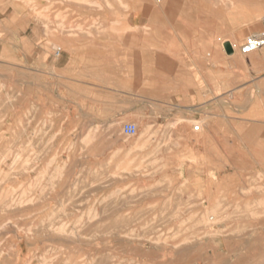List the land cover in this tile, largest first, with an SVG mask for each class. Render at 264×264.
I'll list each match as a JSON object with an SVG mask.
<instances>
[{
	"label": "rangeland",
	"instance_id": "rangeland-1",
	"mask_svg": "<svg viewBox=\"0 0 264 264\" xmlns=\"http://www.w3.org/2000/svg\"><path fill=\"white\" fill-rule=\"evenodd\" d=\"M221 1L0 0V264H264V120L237 110L243 39L191 38L182 29L154 35L161 45L170 40L181 78L195 80L196 113L179 116L182 103L168 93L158 119L155 103L150 112L138 107L130 49L138 48L141 16L171 27V17L195 9L218 23ZM102 47H129L121 71L130 78L113 77L108 100L113 114L118 83L131 81L130 118L92 117L93 87L82 83L119 71L101 65ZM76 48L94 49L87 57L96 61ZM205 97L227 103L226 119L213 108L209 134ZM126 122L135 135L121 133Z\"/></svg>",
	"mask_w": 264,
	"mask_h": 264
},
{
	"label": "crops",
	"instance_id": "crops-1",
	"mask_svg": "<svg viewBox=\"0 0 264 264\" xmlns=\"http://www.w3.org/2000/svg\"><path fill=\"white\" fill-rule=\"evenodd\" d=\"M204 4H189V6H210L209 3L204 0ZM230 5L232 8L228 11L227 7ZM219 9V20L218 23L213 19L212 16L208 15H197L196 11L193 10L191 14L187 16H177L171 17L174 25L167 26L165 23L170 22L169 20H163L159 16L145 15L141 16L139 23V42L138 48H131L135 55H137V86L140 88V97L142 100L139 102L138 107L142 111L150 112V103H155L156 117H158L165 112L164 100L167 97L166 93L177 98L175 94L178 95L177 101L182 103L181 107L178 108L179 116H190L192 111L193 115L196 113V101H192V97H197L198 95L192 89L195 85V80L191 82L188 78H181L180 71L177 66H174V60L170 57L174 55L173 47L169 46L170 40L167 42L164 40L163 45L160 44L158 38H153L154 35L158 36L163 34L165 37L169 30L172 33H179V31L185 30L191 38H205L212 39L216 37H230L235 40H242L247 35L251 34V31L258 28H262V23L258 17L262 14L264 15V0H229L221 1ZM243 7L246 9L244 10ZM210 14V12L208 13ZM4 17L0 15V23L2 24ZM155 23V24H154ZM163 23V25H162ZM144 24V25H142ZM218 25V26H217ZM261 30V29H260ZM259 30V31H260ZM2 26H0V85L2 87L3 70H4V47ZM163 37V39H165ZM129 47L123 50L116 47H102L100 48V54L103 58L99 59L101 65L108 67L111 66L119 67V71L107 70L103 71L98 82L88 83L84 82L83 85H88L93 87V99H92V117L93 118H117L126 119L130 118L133 111V93L131 81L118 83V86H123V90L120 91V95L117 100L118 108L112 114V109L109 108V97L113 90L111 87L116 86L115 80L122 79L127 80L130 77L121 71V66L123 62V56L128 54ZM75 55L82 54L83 61H96L95 58L87 57L89 55H94V49L88 48H76ZM244 55V54H243ZM59 56V55H57ZM246 66L237 68V76L241 77V83L239 82L236 86L242 90V100L244 105L237 107V110L242 114V118L254 119L260 123V120H264V47L261 49L247 54L245 56ZM64 59L66 65L69 64L70 60L65 54ZM64 68V64L61 63V69ZM211 66L208 65L205 71H207L206 76H211ZM223 68H220L222 71ZM115 72V74H114ZM114 77V78H113ZM222 81V80H221ZM204 85L209 88V93H211V79H204ZM0 87V88H1ZM176 87L180 88L177 91L167 92L165 88ZM129 88V89H127ZM97 89V90H96ZM177 92V93H176ZM96 93L98 95V100H96ZM172 93V94H171ZM2 95V91L0 92ZM172 97V98H173ZM217 103V106H215ZM198 104H201L199 102ZM217 107L215 111V117L219 119L227 118V103L222 97L214 102L212 98L203 101V111L204 117H207L208 121L204 122L203 128L204 133H210L211 122L213 116V108ZM201 108V107H199ZM104 114V115H103ZM200 116V115H199ZM264 122V121H262Z\"/></svg>",
	"mask_w": 264,
	"mask_h": 264
},
{
	"label": "built area",
	"instance_id": "built-area-1",
	"mask_svg": "<svg viewBox=\"0 0 264 264\" xmlns=\"http://www.w3.org/2000/svg\"><path fill=\"white\" fill-rule=\"evenodd\" d=\"M264 47V19H262V28L256 33L247 35L241 44L239 45V51L241 54L247 55L255 52ZM60 50L55 52V55H59ZM137 132V126L134 123L126 122L121 126V133L125 136H133Z\"/></svg>",
	"mask_w": 264,
	"mask_h": 264
},
{
	"label": "bare ground",
	"instance_id": "bare-ground-1",
	"mask_svg": "<svg viewBox=\"0 0 264 264\" xmlns=\"http://www.w3.org/2000/svg\"><path fill=\"white\" fill-rule=\"evenodd\" d=\"M158 1H160V0H158ZM178 1H180V0H178ZM180 4V3H179ZM182 4V3H181ZM180 6V5H179ZM171 7V6H170ZM166 9V8H165ZM171 9V8H170ZM169 9V10H170ZM188 9V8H187ZM147 8L145 9V11L147 12ZM149 11V10H148ZM182 11V10H181ZM181 11H179V12H181ZM174 13V12H173ZM235 45V44H234ZM178 120V119H177ZM183 120V119H182ZM195 125V124H194ZM199 127H200V125H198V124H196L195 126H194V129H199ZM201 130V129H200ZM142 141V140H141ZM138 141H136V143H137ZM144 144V143H143ZM136 145V144H135ZM140 146H141V143H140ZM136 147V146H135ZM124 169V168H123ZM216 209V208H215ZM217 210V209H216ZM209 211V210H208ZM213 211V210H212ZM208 213V212H207ZM210 213V212H209ZM209 213L208 214H206V215H202L201 217H202V221H204L205 223L206 222H211L212 220H214V216H211V215H209ZM212 213V212H211ZM214 213V212H213ZM212 213V214H213ZM216 213V212H215ZM215 213L213 214V215H215ZM204 214V213H203ZM217 215V214H216ZM218 217V216H217ZM216 217V218H217ZM204 222H202V223H204ZM183 223V222H182ZM214 224V223H213ZM239 231V230H238ZM72 233H74L73 231H72ZM207 233H209L208 231H207ZM206 232H205V234H207Z\"/></svg>",
	"mask_w": 264,
	"mask_h": 264
}]
</instances>
